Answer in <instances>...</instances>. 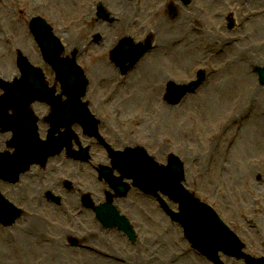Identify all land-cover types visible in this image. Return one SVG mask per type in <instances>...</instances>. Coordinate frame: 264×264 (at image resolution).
Returning a JSON list of instances; mask_svg holds the SVG:
<instances>
[{
    "label": "rangeland",
    "instance_id": "374dc122",
    "mask_svg": "<svg viewBox=\"0 0 264 264\" xmlns=\"http://www.w3.org/2000/svg\"><path fill=\"white\" fill-rule=\"evenodd\" d=\"M122 1L130 4V9L122 7L119 13L116 0H0V7H8V12H0V72L11 67L9 72L19 75L15 52L20 50L27 57L33 53L34 64L44 70L50 85L54 86L55 75L42 61L29 31L31 19H45L68 53L74 48L80 50L79 64L90 82L85 100L91 103L92 113L106 124L102 123V138L116 146L113 137L125 135L123 139L119 137L121 146H141L161 165H167L169 154L176 155L185 166L184 187L212 205L243 240L248 242L247 238H252L253 250L261 253L264 247V127L236 126L234 121L248 107L256 109L253 120L259 111H264V86L253 71L254 67L264 68V29L262 33L249 29L244 35L246 40L240 39L242 46L236 44L242 28L239 30L238 26L229 31L228 17L233 15L238 24L243 21L246 13L238 11L242 0H194L189 7L176 0ZM51 2L53 7L29 13L34 4L47 6ZM98 3L104 4L110 13L106 12L107 22L96 17ZM172 4L178 9L175 19L166 12L167 5ZM118 14L129 17L122 28ZM186 18L187 28H177V23ZM157 21L169 28L164 38L169 39L172 33L180 39L176 42L180 54L173 57L163 54L157 61L153 57L143 59L139 69L122 79L110 62V51L125 37L140 43L149 34L154 35L155 46L160 45L164 30L155 32ZM259 22L257 18L253 23L260 25ZM96 35L101 37V43L94 42ZM242 54L253 60L247 64L246 71L253 97L244 91L242 81L235 80L239 75L232 72L236 67L232 62L242 58ZM145 67L151 74L149 78L143 75ZM200 70L206 71L208 77L197 93L189 95L180 106L169 107L164 101L167 84H188ZM37 106L36 113L41 110L45 114L43 106ZM116 108L121 112L118 120L114 116ZM2 138L0 144H3ZM85 142L82 139L81 143ZM92 157V163L83 166L60 157L52 162L46 176L37 175L39 172L35 169L30 178L23 180L24 185L27 183L25 187L34 180L37 186L46 188L53 177L52 185H59L55 195L63 199V206L48 203L37 192L26 194L29 198L25 202L15 201L26 208L27 216L12 227L0 225V264H208L190 250L181 227L172 224L165 215L160 218L154 198L138 190L115 203L120 214L136 226L138 243L132 244L116 229L103 230L94 213L82 209L78 199L79 192L87 191L98 194V200L94 198L96 205L105 202L104 185L99 182L95 168L105 163L107 155L102 146L95 144ZM64 181L74 184L76 193L68 192ZM0 189L9 198L6 187L0 186ZM168 204L177 211L176 205L169 201ZM78 211L81 216L77 215ZM32 224L39 230L34 231ZM73 237L85 241L83 246L89 250L71 247L68 238Z\"/></svg>",
    "mask_w": 264,
    "mask_h": 264
},
{
    "label": "water",
    "instance_id": "95a60500",
    "mask_svg": "<svg viewBox=\"0 0 264 264\" xmlns=\"http://www.w3.org/2000/svg\"><path fill=\"white\" fill-rule=\"evenodd\" d=\"M99 17L102 20H108V15L102 5L99 6ZM31 31L40 46L45 60L50 63L57 74V78L62 85L63 95L68 99L62 105V96L54 98L53 93L42 86L39 75L33 73L32 80L30 71L26 66V60H20V68L23 74L22 81L14 85L7 86L0 83V86H5L6 96L0 100V115L5 117L0 119V126L5 132H14V142L12 146L16 148V154L13 158L6 155H0V178H4L11 167L6 171L5 166H9L10 161L16 164H29V158L33 155V149L40 146L37 136V128L35 121L31 119V115L26 111V105L34 101L49 103L53 108V114L49 118L53 125V130L50 132V140L48 146L53 144L54 132L61 128H66L71 131L74 123L80 124L85 133L90 136L97 134V123L87 111L86 106L81 104V99L85 96L88 83L85 81L82 73L76 67V53L73 55V60L64 62L61 60V55L64 52L60 42L52 35L51 28L42 20H34L31 24ZM150 50V43L144 47L131 46V43L125 41L113 53V60L120 67L129 64L124 72L133 68L136 63ZM261 77V84L264 85V70L256 69ZM204 73L199 75V81L192 84L188 88H180L171 84L169 87L168 101L171 105H178L187 94L194 92L204 80ZM72 106L74 108H72ZM11 109L16 110L13 117L6 116ZM61 142V141H60ZM56 147V146H54ZM62 150V146L58 151ZM113 159L115 169H118L122 178L114 181L112 171H101V179L105 178L112 187L119 193L120 197H126L130 191V187L123 185L124 179L134 181V187L145 189L146 192L158 196V192L162 191L169 196L173 201L180 205V213H170L172 220L182 225L185 230L186 238L193 245V248L198 250L202 255L208 257L212 262L218 263V253L226 252L232 257H245L241 254L243 248L239 240L228 230L223 228L219 221L211 214V212L202 206L198 201L182 187L184 181V168L179 160L170 159L169 167H159L145 152L127 151L126 153L110 152ZM76 158H87L84 153ZM27 167L20 169L18 172L8 176L10 179L16 180L21 172H24ZM6 178V177H5ZM100 219H116L117 214L109 205L107 209L98 211ZM18 216H13L10 210V205L0 197V223L9 226L15 223ZM115 223H108L107 226H113ZM121 224V223H120ZM122 228L128 227L127 224H121ZM132 240L133 235L128 229H125Z\"/></svg>",
    "mask_w": 264,
    "mask_h": 264
},
{
    "label": "bare ground",
    "instance_id": "6f19581e",
    "mask_svg": "<svg viewBox=\"0 0 264 264\" xmlns=\"http://www.w3.org/2000/svg\"><path fill=\"white\" fill-rule=\"evenodd\" d=\"M116 1H117L119 13H120V9L122 7H124V10L125 9H130V4H128L126 1H122V2H120V0H116ZM232 4H233V2H232ZM53 6H54V3H52V2L50 4H48L47 6H45V3H36V4H34L33 7H31L29 9V13L30 14H34V11H38V10L40 11V10H43V9H48L49 7L51 8ZM240 6L242 7V8H240V11H244L245 13H247V15L244 17V20H243L244 21V28L241 31L242 36L240 35V38L238 40H236V44L238 46H242V42L240 43V39L242 37H243L244 40H246L244 35L246 36V33L250 32L249 29H255L256 31H258L260 33H262V31L264 29V0H242L240 2ZM261 9H263V11L262 12H258ZM0 12H4V13L8 12V7L6 5H4L3 7H0ZM177 12H178V10H177ZM244 12H241V13H244ZM22 13H25V10H23ZM13 14H12V16H13ZM8 16H7V18H9ZM118 18L121 21V23H120L121 24V28L129 21V17L127 15H124V14L123 15L118 14ZM257 18L260 20L259 24L262 27L260 25H258V24L253 23ZM188 23H189L188 22V18L181 19L177 23V28H179V27H186L187 28ZM197 28H198V30L201 31L199 26H197ZM163 30H164V33H163L162 37L160 38V41H161L160 45L156 46V49H155L154 53H152V55L148 56L146 58V60H148L150 57H153L155 59V61H157L158 58L160 56H162L163 54L167 55L168 57H169V55H170V57H173V55H179L180 54V50L178 49V44H176V42L179 41L180 39L179 38H175V36L172 33H170L169 39L164 38V36L167 35V33L169 32V28L162 21H157L156 22V30H155V32L157 34H159L160 31H163ZM0 31L2 33V29L1 28H0ZM1 40H2V34H0V41ZM187 40H190V35H187ZM2 43H3V41H2ZM75 44L76 43H73V45H75ZM176 52H178V53H176ZM33 57H34V54L32 53L30 55V57H28V59L30 61H34L35 62V60H33ZM245 60H246V63L244 62ZM250 63H253V60L251 58H249V57L244 58V55H243L242 58L239 57L238 59H236V60H234L232 62V65L236 66V67H234L232 69V72H236L239 75L238 78H237V75L235 76V80L242 81L243 85L245 87L244 91L246 93H248L250 96L253 97L254 94H252V93H254V92H251V90H249V85H251V84H248V83H250V79L247 78V76H246V71H247V66H248L247 64H250ZM9 68H11V67H7V68H5V70L0 72V76H1L0 78H2L5 81L11 82L14 79L18 78V74L17 75L12 74L11 71L9 72ZM144 73L145 74H143V75L146 76L147 78H149L151 76L149 70L146 67L144 68ZM167 81L168 80H166L165 83ZM244 83H246V84H244ZM255 110L256 109H253L252 107H248L247 111L244 110L246 112H244L242 115H240V117L235 118L234 122H235L236 126H245L246 127L247 125L255 124L259 128H263L264 127V111H259V114L257 115L256 119L253 120L255 118ZM160 112H164L163 109H160ZM257 132L262 134L261 131H259V130H257ZM8 139H9V136H8ZM3 140L5 141V139H2V141ZM1 148H2V145L0 144V149ZM32 227L34 228V231L39 230V228L36 225H34V224H32ZM123 262H125V261H123ZM124 264H128V263H124Z\"/></svg>",
    "mask_w": 264,
    "mask_h": 264
},
{
    "label": "flooded vegetation",
    "instance_id": "af4514ba",
    "mask_svg": "<svg viewBox=\"0 0 264 264\" xmlns=\"http://www.w3.org/2000/svg\"><path fill=\"white\" fill-rule=\"evenodd\" d=\"M8 187H9L8 194L10 195V198L14 202L15 201H17V202H19V201L25 202L27 200L28 196H26L27 193H26V191L24 189L20 188L19 186H16V187H14V186H8ZM17 187H19V188H17ZM20 198H22L24 200H21ZM18 204H20V203H18ZM252 248L253 247H249V246L247 247L249 253H251L252 255H255V256H262V255L264 256V253H261V255H257L256 252H253L251 250ZM237 263H239V264H245L244 262H237Z\"/></svg>",
    "mask_w": 264,
    "mask_h": 264
}]
</instances>
